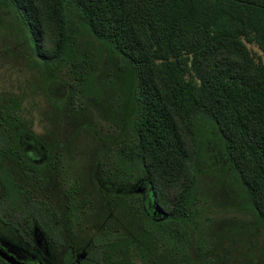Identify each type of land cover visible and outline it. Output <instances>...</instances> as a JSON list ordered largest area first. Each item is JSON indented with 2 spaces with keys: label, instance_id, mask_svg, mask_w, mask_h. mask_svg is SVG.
I'll return each mask as SVG.
<instances>
[{
  "label": "trees",
  "instance_id": "trees-1",
  "mask_svg": "<svg viewBox=\"0 0 264 264\" xmlns=\"http://www.w3.org/2000/svg\"><path fill=\"white\" fill-rule=\"evenodd\" d=\"M0 34L58 110L95 102L119 121L94 178L113 216L75 262L81 208L71 196L56 219L38 197L54 152L0 95V218L36 223L63 264H264V62L245 46L264 55V0H0ZM212 186L241 217L219 229Z\"/></svg>",
  "mask_w": 264,
  "mask_h": 264
},
{
  "label": "rangeland",
  "instance_id": "rangeland-1",
  "mask_svg": "<svg viewBox=\"0 0 264 264\" xmlns=\"http://www.w3.org/2000/svg\"><path fill=\"white\" fill-rule=\"evenodd\" d=\"M249 54L255 61L264 62V55L252 43H246ZM11 48V49H10ZM26 60L20 56L16 47L8 45L0 34V95L17 96L21 101V112L27 118V127L40 136L46 146L56 154L54 168L47 169L38 181L36 191L38 197L44 199L58 211L60 217L71 196L79 204L80 229L73 242L75 247H84L87 239L100 231L107 219L113 216V211L104 194L95 184L96 159L99 157L97 137L103 139L116 136L118 116L108 109L100 108L95 102H87L75 113L61 112L55 107L53 100L44 93L41 76L36 69L28 68ZM110 123V124H108ZM107 127L109 129H104ZM206 202L209 207L205 214L210 218V224L215 229L230 222V219L241 218L232 211L231 201L226 190L218 186L210 188ZM231 205V206H230ZM118 221V220H117ZM259 228L254 235L252 245L255 253L264 245V235ZM13 235H6L11 243L23 247L40 262L30 261L27 256L9 252L12 257L24 264H62L64 247L50 240L19 242ZM83 243V245H81ZM0 246L6 249V245ZM40 246V247H38ZM82 247V248H83ZM41 248V249H40ZM10 251V250H9ZM74 259L84 255L76 251ZM78 256V257H77Z\"/></svg>",
  "mask_w": 264,
  "mask_h": 264
},
{
  "label": "flooded vegetation",
  "instance_id": "flooded-vegetation-1",
  "mask_svg": "<svg viewBox=\"0 0 264 264\" xmlns=\"http://www.w3.org/2000/svg\"><path fill=\"white\" fill-rule=\"evenodd\" d=\"M56 154L57 153L54 154L55 157H56ZM52 169H53V167H52ZM10 173H11L13 180L18 182V177L20 174L16 170H12V169L10 170ZM1 195L2 194L0 191V197H1ZM51 209H52L53 213L55 214V218L57 219L58 211L53 206H51ZM16 213H17V211H14V212H9V213L1 215L2 217L7 216V218L6 219L0 218V242L3 243L4 245H6V249H4L2 246H0V249L5 251L9 255H10L9 252L12 251V252H16L17 254H19L21 256H27L28 258H30V261L40 262L39 259H36V260L32 259L33 255L28 253L23 247H20V246L16 245L15 243H11L6 238V235H13V236H15L14 240L16 242L17 241L19 242L20 240H23L25 242H30L31 239L33 241L39 242L40 240H43V237H44V240H50L48 238V236L44 233L42 228L40 226H37L36 223L31 222L30 226H28L27 222L25 220L20 219V218H19V220H17L16 219ZM152 213H155L154 210H152ZM80 231H82V230L80 229V226H79V228H77V232H76L75 236H77V233ZM90 239H91V237L87 239V242H85V245L82 248V247H78V246L75 247L74 243L76 241L73 243L74 238H72V244L70 246V250H71V255L73 257V261L76 262L77 260H80L81 258L84 257L85 247L89 245ZM38 247H40V246H38ZM76 251H81L84 253V255L81 258L77 256L78 257L77 260L74 259V256L76 254L74 252H76ZM2 260L4 262H6L4 259H2ZM62 264H63V262H62Z\"/></svg>",
  "mask_w": 264,
  "mask_h": 264
},
{
  "label": "water",
  "instance_id": "water-1",
  "mask_svg": "<svg viewBox=\"0 0 264 264\" xmlns=\"http://www.w3.org/2000/svg\"><path fill=\"white\" fill-rule=\"evenodd\" d=\"M0 258L4 259L8 264H24L14 259L11 255L0 249Z\"/></svg>",
  "mask_w": 264,
  "mask_h": 264
}]
</instances>
